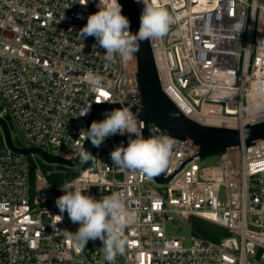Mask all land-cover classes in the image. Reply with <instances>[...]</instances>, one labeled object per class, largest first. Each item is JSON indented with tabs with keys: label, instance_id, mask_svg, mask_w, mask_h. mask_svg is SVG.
I'll use <instances>...</instances> for the list:
<instances>
[{
	"label": "built area",
	"instance_id": "built-area-1",
	"mask_svg": "<svg viewBox=\"0 0 264 264\" xmlns=\"http://www.w3.org/2000/svg\"><path fill=\"white\" fill-rule=\"evenodd\" d=\"M133 2L140 17L143 5ZM158 2L175 22L149 44L161 89L178 110L207 126L215 119L232 120L233 128L264 120V111L250 107L253 84L264 79V46L258 43L264 41V0ZM97 3L0 0V117H8L17 147L75 160L94 106H140L135 54L110 63L94 37L79 36ZM88 106L89 114L78 117ZM106 112L96 111L93 121ZM140 122L145 138L168 136ZM121 143L127 146V134L111 136L99 148L90 143L93 158L62 165L82 169L60 184L49 179L69 173L45 171L37 154H14L4 145L0 264H110L99 239L81 248L63 233L79 228L55 203L65 184L96 199L119 192L135 210L125 251L111 264H264V139L218 153L209 167L194 157L196 144L176 141L168 167L152 178L113 164L110 152ZM174 216L188 226L193 220L213 224L228 237L211 240L195 230L190 237L169 236L165 222Z\"/></svg>",
	"mask_w": 264,
	"mask_h": 264
},
{
	"label": "clouds",
	"instance_id": "clouds-1",
	"mask_svg": "<svg viewBox=\"0 0 264 264\" xmlns=\"http://www.w3.org/2000/svg\"><path fill=\"white\" fill-rule=\"evenodd\" d=\"M135 2L143 5L138 32L130 31V21L122 14V5L118 0H98V11L90 14L87 23L79 30L81 39L94 37L97 42L94 46L106 50L103 59L107 62L115 63L117 57L122 62L131 61L142 41L164 37L175 22L173 15L158 0ZM235 27L242 31L243 21H237ZM258 43L264 46V41ZM253 93L255 99L250 105L251 109L264 111V79L255 81ZM90 107L83 109L78 117L88 115ZM104 117L103 120L91 123L84 139L90 140L93 147L99 148L107 138L127 134V146L121 143L110 152L114 165L132 171L139 170L149 178L166 170L174 145L171 138L155 135L145 138L139 113H134L127 106L106 112ZM77 158L83 163L93 157L84 146H78ZM61 191L63 194L56 198V206L61 214L67 213L72 223L79 224L76 232L65 230L63 233L71 235L81 248L86 247L88 241L99 239L106 259L111 264L117 254L125 251V229L135 222V210L119 192L96 199L72 184H65Z\"/></svg>",
	"mask_w": 264,
	"mask_h": 264
},
{
	"label": "water",
	"instance_id": "water-1",
	"mask_svg": "<svg viewBox=\"0 0 264 264\" xmlns=\"http://www.w3.org/2000/svg\"><path fill=\"white\" fill-rule=\"evenodd\" d=\"M118 2L122 5V14L128 17L130 21V31L132 33L138 32L140 17L133 0H118ZM135 58L140 106L132 104H124V106L131 108L134 113L138 112L139 119L143 120L145 124L157 125L174 143L176 141H191L196 144L198 150L194 157L201 159L217 155L226 149L241 144L248 146L264 139V120L248 123L243 127L227 128L201 125L187 118L162 91L148 40L140 43L139 51L135 53ZM118 108H120L118 105L94 106L88 118V128L93 122L96 111L111 112L113 109ZM7 120L8 117H0V131L2 141L10 152L21 155L37 154L47 163H57L65 166H75L80 162L79 158L66 160L51 156L39 148L17 147L11 137ZM144 133L145 130H143V135ZM90 143V140H86L84 144L86 150ZM155 179L156 181L164 180L162 177Z\"/></svg>",
	"mask_w": 264,
	"mask_h": 264
},
{
	"label": "rangeland",
	"instance_id": "rangeland-1",
	"mask_svg": "<svg viewBox=\"0 0 264 264\" xmlns=\"http://www.w3.org/2000/svg\"><path fill=\"white\" fill-rule=\"evenodd\" d=\"M0 136H1V131H0ZM15 136L16 134L12 132L13 139H15ZM1 139H2V136H1ZM49 151L54 153L53 149ZM89 151L91 152L90 149ZM4 152H5V148H4V143L2 141V144L0 145V155L4 154ZM36 158H37L39 166L45 171L59 172L61 170V171L69 173L67 175H54L52 178L49 179L50 181H53L51 182L53 184H60L66 180H69L73 174H76L82 169V165H79L73 168H67V167H63L62 165L47 164L39 156H36ZM197 162L202 167L213 166L217 163V155H212V156L201 158ZM204 226L211 232L217 234L219 238L228 237V234L226 233V231L218 226H215L207 222H204ZM195 229H196L195 220L191 222L190 226H188L186 223L176 218L175 216L173 217V220H168L165 222V232L169 236L190 237L193 234H196L194 231ZM223 232H225V235L223 234Z\"/></svg>",
	"mask_w": 264,
	"mask_h": 264
},
{
	"label": "trees",
	"instance_id": "trees-1",
	"mask_svg": "<svg viewBox=\"0 0 264 264\" xmlns=\"http://www.w3.org/2000/svg\"><path fill=\"white\" fill-rule=\"evenodd\" d=\"M2 144V139H1V136H0V145ZM50 182H53V181H50ZM196 222V229L195 231L208 238V239H211V240H217V238H219V236L213 232H211L210 230H208L205 226H204V222L203 221H200V220H195ZM227 233V232H226ZM223 234L225 235V232H223Z\"/></svg>",
	"mask_w": 264,
	"mask_h": 264
},
{
	"label": "bare ground",
	"instance_id": "bare-ground-1",
	"mask_svg": "<svg viewBox=\"0 0 264 264\" xmlns=\"http://www.w3.org/2000/svg\"><path fill=\"white\" fill-rule=\"evenodd\" d=\"M210 123L212 126H217V127L233 128L236 126V123L232 120L215 119V120L210 121Z\"/></svg>",
	"mask_w": 264,
	"mask_h": 264
},
{
	"label": "snow or ice",
	"instance_id": "snow-or-ice-1",
	"mask_svg": "<svg viewBox=\"0 0 264 264\" xmlns=\"http://www.w3.org/2000/svg\"><path fill=\"white\" fill-rule=\"evenodd\" d=\"M104 95H107V93H104Z\"/></svg>",
	"mask_w": 264,
	"mask_h": 264
}]
</instances>
